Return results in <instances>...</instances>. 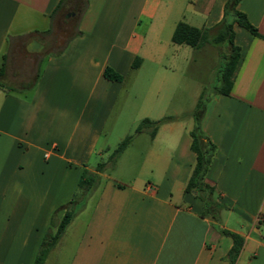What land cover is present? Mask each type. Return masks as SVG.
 Segmentation results:
<instances>
[{"label":"crops","instance_id":"0c3cea01","mask_svg":"<svg viewBox=\"0 0 264 264\" xmlns=\"http://www.w3.org/2000/svg\"><path fill=\"white\" fill-rule=\"evenodd\" d=\"M226 1L87 0L85 8L84 0L76 31L52 50L58 16L74 14L69 0H0V82L18 88L40 69L29 90L0 87V264H33L83 171L103 162L106 126L129 75L147 62L161 73L181 69L191 50L172 41L177 23L213 27ZM238 8L261 36L234 24L241 56L230 93L212 94L202 119L216 145L206 180L225 206L219 219L202 216L203 201L185 191L196 162L189 115L161 123L137 166L125 158L131 141L99 173L45 264L58 263L67 247L60 264H230L233 240L221 229L245 239L236 264H264V0ZM16 44L25 59L36 55L31 79L20 85L8 79ZM106 67L123 79L107 78Z\"/></svg>","mask_w":264,"mask_h":264},{"label":"trees","instance_id":"16d2710c","mask_svg":"<svg viewBox=\"0 0 264 264\" xmlns=\"http://www.w3.org/2000/svg\"><path fill=\"white\" fill-rule=\"evenodd\" d=\"M241 0H227L224 5V13L222 20L213 27H197L185 21H179L174 29L172 41L177 44H187L195 51L201 49L207 44L224 45L225 51L222 54V66L218 74V86L213 92H208L207 88H203L196 105L190 113L193 118V126L190 130L192 138L191 148L196 153V162L192 173L187 181L185 191L194 193L204 203V211L202 216H210L217 220L219 219L220 211L225 207L217 200L216 186L207 182L206 176L209 171L211 162L216 152V145L206 136L202 129V119L205 114L206 104L210 96L215 93L229 94L232 87V75L234 69L240 59V47L234 42L235 23L243 26L251 33L261 36L257 27L249 20L245 12L238 8ZM87 6V0L85 8ZM83 8V10L85 9ZM140 58L137 57L133 62V68L138 67ZM4 72V62L0 68V76ZM40 74L38 68L34 79L31 82L23 84L15 88L4 86L0 82V87H5L8 90L26 91L34 87ZM105 76L111 80L121 81L123 76L111 67H106ZM186 115H169L163 118L152 120L143 118L136 127V132H141L143 129L150 128V134L155 136L158 126L163 122L182 119ZM135 134H127L113 150L108 157V162L100 161L95 166V171L85 169L79 181L78 190L75 197L67 204L61 206L60 209H65L63 218L58 223L56 230L49 229L41 242L40 248L35 256L33 264H45L49 253L56 247L60 238L65 233L66 228L71 223L77 212V206L89 195V193L97 186L100 176L99 173L104 171L106 167H113L121 153L127 148ZM53 224V222H52ZM223 234L231 236L233 240L232 247L228 252V260L230 264H236L238 256L244 245V237L234 231L221 229Z\"/></svg>","mask_w":264,"mask_h":264},{"label":"rangeland","instance_id":"374dc122","mask_svg":"<svg viewBox=\"0 0 264 264\" xmlns=\"http://www.w3.org/2000/svg\"><path fill=\"white\" fill-rule=\"evenodd\" d=\"M68 6L71 7V11L74 10V14L67 16L68 10L64 9L58 16L54 30L56 39L50 45L52 50L60 48L64 39L76 31L78 16L84 7V0H69ZM186 46L188 50H191V58L183 63L181 69L176 71L170 69L167 73H161L156 70L155 64L147 62L138 75L135 71L129 75L117 102V111L110 117L106 126V139L110 144V149L103 161L108 162L109 155L122 138L127 134H135L128 149L130 151L125 158L127 164H130L128 162L130 160L133 165L137 166L142 159L141 150H147L151 145L150 128L136 132V127L145 115H150L152 120L169 115L184 114L188 117L196 105L201 89L206 87L208 92H213L218 86V74L223 62L222 54L225 51L224 45L207 44L197 51L191 46ZM23 51L24 49L18 44L13 46L11 62L15 65L14 71L16 72L14 76H8L11 83L19 85L31 79L30 73L36 63V55L25 59ZM167 59L165 62L169 63L170 60ZM100 160L97 158L95 163ZM120 169H123L122 163ZM121 172L125 173L123 170ZM111 173L118 174L113 171ZM123 174L121 175L125 176ZM58 252L59 255H55V258L59 262L56 260L58 262L56 264L66 261L70 249L67 247Z\"/></svg>","mask_w":264,"mask_h":264}]
</instances>
